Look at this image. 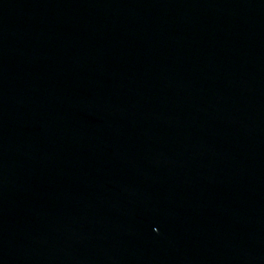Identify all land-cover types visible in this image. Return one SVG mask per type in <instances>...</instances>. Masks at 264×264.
Listing matches in <instances>:
<instances>
[{"label":"water","instance_id":"95a60500","mask_svg":"<svg viewBox=\"0 0 264 264\" xmlns=\"http://www.w3.org/2000/svg\"><path fill=\"white\" fill-rule=\"evenodd\" d=\"M0 264H264V0H0Z\"/></svg>","mask_w":264,"mask_h":264}]
</instances>
